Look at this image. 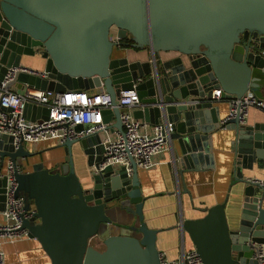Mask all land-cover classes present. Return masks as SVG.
I'll list each match as a JSON object with an SVG mask.
<instances>
[{
    "label": "water",
    "instance_id": "water-1",
    "mask_svg": "<svg viewBox=\"0 0 264 264\" xmlns=\"http://www.w3.org/2000/svg\"><path fill=\"white\" fill-rule=\"evenodd\" d=\"M116 46L178 56L164 63L129 61L114 56ZM36 55L45 60L48 78L16 71L5 89L25 82L59 92L105 90L113 108L103 110V119L110 122L114 116L112 125L123 132L116 98L120 90L134 87L139 95L134 116L152 124L172 122L169 140L179 147L175 162L186 170L210 166L213 132L233 129L234 173L245 183L237 224L229 226L225 202H219L201 217L182 218L179 226L202 264H262L257 254L264 255V187L242 170L252 169L254 162L264 167V122L245 125L236 116L222 123L211 94L216 87L228 99L259 92L264 0H0V84L9 67ZM31 111L36 117L29 116ZM48 112L34 103L24 107V116L32 120ZM99 139L97 133L67 139L59 168L22 171V159L33 152L23 143L15 148L13 137L0 133V211L7 157L17 183L14 195L24 196L26 209L34 204L21 228L41 243L51 264H161L159 229L143 220L135 162L130 178L123 165H108L91 173L90 187L81 183L72 145L80 142L88 165H98L104 159Z\"/></svg>",
    "mask_w": 264,
    "mask_h": 264
},
{
    "label": "crops",
    "instance_id": "crops-1",
    "mask_svg": "<svg viewBox=\"0 0 264 264\" xmlns=\"http://www.w3.org/2000/svg\"><path fill=\"white\" fill-rule=\"evenodd\" d=\"M115 37L113 32L112 38ZM124 48V49H123ZM123 49V51H122ZM114 56H127L129 61L141 60L167 62L178 56L175 51H160L155 55L148 47L131 48L116 46ZM24 66L33 69H44L45 60L39 55L24 56L21 62ZM262 82L259 92L256 93L264 100V74H259ZM34 86L19 82L11 86V90L24 92L27 87ZM218 88V87H216ZM213 106L222 119L229 110V99L222 96L213 100ZM36 117L37 112L28 113ZM115 121L113 116L111 123ZM264 122V110L250 107L243 124L254 125ZM234 130L221 127L213 132L211 137L210 166L198 169H184L175 162L176 150L179 147L176 140L168 141L167 148L156 155L157 163L150 168H137L139 187L142 199V213L144 222L152 228L159 229L157 233V248L169 259H175L181 249L194 247L187 233H183L179 226L182 218H197L206 213V209L219 202H225V212L229 226L234 228L240 217L243 207V190L245 183L236 179L234 173L235 154L231 148ZM53 140L28 143L26 147L33 152L29 157L22 159L21 170L31 171L38 167L51 169L59 168L65 161L63 146ZM62 146L54 155L49 146ZM75 170L83 187H90L92 176L80 142L72 145ZM8 158L4 159L3 172L7 170ZM180 169H184L181 171ZM243 176L248 178L261 177L264 167H258L254 162L253 168H244ZM3 216L0 211V222ZM95 246L101 245L94 238ZM5 255V264H51V258L43 249L41 243L31 236H21L14 241L5 240L2 243Z\"/></svg>",
    "mask_w": 264,
    "mask_h": 264
},
{
    "label": "built area",
    "instance_id": "built-area-1",
    "mask_svg": "<svg viewBox=\"0 0 264 264\" xmlns=\"http://www.w3.org/2000/svg\"><path fill=\"white\" fill-rule=\"evenodd\" d=\"M16 71L27 72L41 78H48L45 69H33L23 64L11 66L4 75L0 84V133L13 137L15 148L20 143H37L53 140L63 144L67 139H79L91 134H99V144L103 147L104 159L98 165L94 161L90 165L91 173H98L106 166L117 168L125 167L126 177L132 176V160L137 168L153 167L156 155L167 148L169 135L173 124L169 121H160L152 124L136 118L133 110L139 103L137 90L133 88L120 90L116 98L121 109L120 118L123 132L115 128L111 121L105 122L103 110L113 108L112 99L105 90L91 92L88 90H66L59 92L50 89H41L29 86L22 93L16 90L5 89L4 84L11 80ZM221 88L212 90V99L221 97ZM26 103H34L49 108L46 118L28 119L24 116ZM264 110V100L255 92L247 91L240 97L229 98V110L222 119L227 123L238 116L240 123L247 117L250 107ZM80 126V128H78ZM5 209L1 211L3 221L0 222V264H5V255L2 243L5 240L14 241L21 236H27V229L21 228L23 218L31 217L34 207H25L24 196H15L16 180L13 175V163L9 159L7 170ZM264 187V171L261 177L248 178ZM161 264H202L201 258L194 247L182 248L175 259L167 258L160 252ZM257 256L264 264V255Z\"/></svg>",
    "mask_w": 264,
    "mask_h": 264
},
{
    "label": "rangeland",
    "instance_id": "rangeland-1",
    "mask_svg": "<svg viewBox=\"0 0 264 264\" xmlns=\"http://www.w3.org/2000/svg\"><path fill=\"white\" fill-rule=\"evenodd\" d=\"M60 145V144H59ZM59 145H52V146H49V147H47V148H49V150L47 151V152H50V153H52V154H56L57 152H58V149H60L62 146H63V148H65L64 147V145H62V146H60L59 147ZM66 149V148H65ZM64 149V150H65ZM34 204L32 203V202H30V207H32ZM98 247H102L101 245H99Z\"/></svg>",
    "mask_w": 264,
    "mask_h": 264
}]
</instances>
